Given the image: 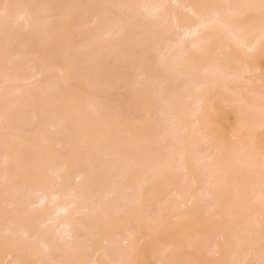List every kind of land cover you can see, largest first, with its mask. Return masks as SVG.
<instances>
[{
  "label": "bare ground",
  "instance_id": "bare-ground-1",
  "mask_svg": "<svg viewBox=\"0 0 264 264\" xmlns=\"http://www.w3.org/2000/svg\"><path fill=\"white\" fill-rule=\"evenodd\" d=\"M2 1L0 156L7 160L0 167V264H264V0ZM75 15L97 22L88 20L90 27ZM72 17L89 27L69 25ZM125 30L131 45L120 50ZM36 40L41 47L33 49ZM111 57H121L116 64L128 58L129 82L128 71L121 77L112 62L110 72L85 70L96 63L90 59ZM147 58L158 66L151 61L148 68ZM167 73L181 83L174 94ZM50 79L51 88L65 89L52 93ZM121 82L133 118H123L126 106L124 115V103L114 102ZM28 109L34 118L25 116ZM55 110L61 121L52 123ZM218 116L224 126L215 120L212 129ZM155 123L162 135L150 132L149 139ZM66 132L74 143L59 141H70ZM26 155L34 160H26L28 168ZM71 171L76 181L66 187L74 185L76 194L63 189ZM95 173L120 179L93 183ZM176 175L187 192L173 196L172 209L158 201Z\"/></svg>",
  "mask_w": 264,
  "mask_h": 264
},
{
  "label": "rangeland",
  "instance_id": "rangeland-1",
  "mask_svg": "<svg viewBox=\"0 0 264 264\" xmlns=\"http://www.w3.org/2000/svg\"><path fill=\"white\" fill-rule=\"evenodd\" d=\"M4 1H5V0H3L2 2H4ZM28 1H29V0H28ZM35 1H36V0H35ZM47 1H48V0H47ZM49 1H51V0H49ZM53 1H54V0H53ZM53 1H52L51 3L46 2V4L49 3V5H52L53 7H57V6L54 5V3H57L59 0H58L57 2L54 1V3H53ZM2 2H1V3H2ZM21 2H24V1L21 0ZM26 2H27V1H26ZM26 2L24 3V5L26 4ZM37 2H41V1L38 0ZM37 2H36V3H37ZM43 2H45V0H43ZM61 2H62V1H61ZM63 2H64V0H63ZM18 4H20V3H18ZM18 4H17V5H18ZM29 4H30V3H29ZM29 4H28V6L31 7V5H29ZM59 4L61 5V3H59ZM20 5H23V3H21ZM24 5H23V6H20V7H21V8H22V7H23V8H24V7H28L27 5H26V6H24ZM39 5H40V4H38L37 6L39 7ZM33 6H34V3H33ZM40 6H41V5H40ZM1 7H2V6L0 5V8H1ZM34 7H36V6H34ZM32 8H33V7H32ZM40 8H41V7H40ZM40 8H39V10H40ZM39 10H37V13H40ZM96 11H97V9L94 11L95 14H96ZM98 11H99V10H98ZM113 11H114V10H113ZM113 11H112V13H113ZM35 12H36V10H35ZM99 12H100V11H99ZM110 12H111V11H109V13H110ZM109 13H108L107 15H109L110 17H114L113 14H109ZM89 14H90V13H89ZM95 14H90V15H92L91 18H93V17H94L93 15H95ZM87 15H88V13H87ZM90 15H89V17H90ZM111 15H112V16H111ZM95 16H97V15H95ZM98 16H101V14H99ZM129 16H133V15H129ZM73 17H74V16H73ZM73 17H72V19H71L72 21H70L71 23H69V25L75 22V26H77L78 24H77L76 22H80V21H81V20H78V18L83 19V20H82V23H83V21H85L84 18L86 19V17H88V16L84 15V17L81 18L80 16L78 17V15H77V16L75 15V18L78 17V18H77L78 21L75 20V18L73 19ZM94 18H95V17H94ZM88 20H90V19L88 18L87 21H85V23H86V22H89ZM93 20H94V19H93ZM93 20L91 19L90 21H93ZM94 21H95V22H94ZM94 21H93V23L95 24V23L97 22V18H96ZM80 23H81V22H80ZM82 23H81V27L84 28L86 25H85V26H82ZM172 23L174 24V22H171V24H169V25L171 26ZM86 24H88V23H86ZM91 24H92V22H91ZM88 25L91 27L90 24H88ZM88 25H87V26H88ZM71 26H73V25H71ZM75 26L71 27V29L73 28V29H72L73 32H74V28H76ZM87 26H86V28H87ZM89 26H88V27H89ZM173 26H174L175 29L173 28ZM173 26H171V27H172L174 30L171 28L170 31H171L173 34H175V36H177L178 33L173 32V31H176V27H175V25H173ZM13 27H14V30H13V28H12L11 30L9 29V31H12V30H13V31H12L13 33L10 32V35H11V33H12L11 36H13V34H14V35H16V36L18 37L19 35H18L17 33H18L19 31L17 30L16 26H13ZM93 27H94V25H93ZM79 28H80V27L78 26L76 29H78V31H79ZM76 29H75V31H77ZM25 31H27V30H26V29L24 30V34H25ZM126 31H127V30L123 31V32H125V34H124L125 37L122 36V39H123V40H121V41H122V42L125 41L127 44H126L125 42L121 43V41H120V43H119V48H121L120 50H123L124 47L127 48V47H128L127 45L130 44V43H129V40H130V39H128V38H129V35H128L129 32L126 33ZM168 31H169V30H168ZM171 32H165V33H164L165 36L163 35V37L165 38V40H167V39H169V38L171 39V34H170ZM19 33H21V32H19ZM168 33L170 34L169 38L167 37V36H168ZM8 34H9V33H8ZM21 34H22V33H21ZM21 34H20V36H21ZM126 34H127V35H126ZM166 35H167V36H166ZM16 36H15V37H16ZM126 37H128V38H126ZM72 38L75 39L76 36L73 35ZM72 38H68V39H70V40L72 41ZM101 38H102V37H101ZM164 38H163V39H164ZM102 39H103V38H102ZM124 39H125V40H124ZM163 39H162V41H163L164 43H166L165 40H163ZM21 40H22V39H21ZM23 40H24V39H23ZM127 40H128V41H127ZM66 41H67V39H66ZM75 41H76V40H74L73 42H75ZM79 41H81V42H80L81 44H82V42L84 43V41H82V39L79 40ZM167 41H168V40H167ZM68 42H69V40H68ZM76 43H79V42H76ZM76 43H75V44H76ZM31 44H32V43H31ZM33 44H34V42H33ZM35 44H36V45H35ZM35 44H34V48H33V49H37V48H40V47H41V45H40L41 43H40L39 40H36V41H35ZM38 45H39V46H38ZM79 45H80V44H79ZM130 45H131V44H130ZM130 45H129V47H130ZM32 46H33V45H30V47H32ZM37 46H38V47H37ZM120 46H122L123 49H122V47H120ZM129 47H128V49H129ZM31 49H32V48H31ZM124 50H125V49H124ZM111 58L114 59V57H111ZM38 59H39V58H38ZM85 59H86V58H84V60H85ZM102 59H103V58H98V60H97V58H96V59H90V61H89L90 63H91L92 61H93V63L96 61V63H94V66L91 65L90 63H88V65H89V64L91 65L90 67L87 66V63L85 64L87 67H85V65H83V64H82V65L85 67V70H88L89 72H91V71H95L96 67L99 68L100 66L103 68V70H102L103 72H104V69H105L106 71L109 70L108 72H110V70L115 69L116 66H117V67H118V66H119V67H120V66L122 67V65L124 64V62H125L128 58L126 57V60H125V57H123L122 59L125 60V61H124V62L120 61L119 63L117 62V64H116V60L119 61V60L121 59V57H120V58L117 57V59L115 58L116 60L114 59V60H115V64L113 63V61H114L113 59H107V60H104V59H103V61H102ZM105 59H106V58H105ZM147 59H148V60H147ZM147 59H146V60H147L146 66H148V68H150L149 66L152 64L153 61H152L151 59H149V58H147ZM152 59L155 60V58H152ZM41 60H42V59L40 58V60H37V61H35V62H38L37 64H39V62H40V63H43V61H41ZM53 60H54V59H53ZM53 60L51 59L52 62H54ZM58 60H59V59H56V63H57ZM99 60H101L103 63L100 64L101 61H99ZM156 60H157V59H156ZM156 60H155V61H156ZM158 60H159V59H158ZM77 61L79 62V58H78ZM82 61H83V59H82ZM104 61H105V62H104ZM107 61H108V63H107ZM151 61H152V62H151ZM61 62H62V61H61ZM84 62H87V60H86V61H83V63H84ZM99 62H100V63H99ZM110 62H112V64H113V68H112V64H109ZM145 62H146V61H145ZM148 62H149V63H148ZM150 62H151V64H150ZM62 63H63V62H62ZM79 63H81V61H80ZM79 63H78V64H79ZM98 63H99L100 65H99ZM120 63H122V64H120ZM126 63H127V61H126ZM158 63H159V65L161 64L160 61H159ZM34 64H35V63H34ZM34 64L31 63L30 66H32V65H34ZM52 64H53V63H52ZM54 64H55V63H54ZM54 64H53V65H54ZM59 64H61V63H60V60H59ZM104 64H105V65H104ZM106 64H107L108 66L111 65V68H112V69H111V68H108V66H106ZM118 64H119V65H118ZM147 64H148V65H147ZM162 64H163V66H164V65H165V62L162 61ZM41 65H42V64H41ZM79 65L81 66V64H79ZM95 65H96V67H95ZM154 65H155V67H157V66H158V65H157V62H155V64H154V62H153L152 68H154ZM30 66H26V67H29V68H26V71H28V70L30 71V69H31ZM34 66H35V65H34ZM36 66H37V65H36ZM39 66H40V64L38 65V69L41 68V67H39ZM56 66H57V65H56ZM58 66H59V65H58ZM58 66H57V67H58ZM61 66H62V65H61ZM83 66H82V69L84 68ZM92 66H93V67H92ZM124 66H127V64H124V65H123V67H122L123 71L121 70V67H120V68L118 67L119 69L116 67L117 70L115 69V71L118 72V70H119L120 74H121V72H123V73L121 74V77H122V75L124 74V72H127V71H128L130 74H129L128 72L124 74V77H125V79H124L125 81H124V82L127 83V82H129V81L126 80V79H127L126 77L129 76V79L131 80L132 75H131V72L129 71V69L127 70V68H129V67L126 68V67H124ZM163 66H162V67H163ZM75 67H76V65H75ZM75 67H74V68H75ZM77 67H78V66H77ZM88 67H89V68H88ZM94 67H95V69H94ZM101 67H100V68H101ZM80 68H81V67H80ZM87 68H88V69H87ZM91 68H93V69L91 70ZM35 69H36V67H35ZM38 69L35 70V73H36V71H38ZM75 69H77V68H75ZM107 69H108V70H107ZM150 69H151V68H150ZM33 70H34V69H33ZM78 70H79V69H77V71H78ZM85 70H83V71H84V72H87V71H85ZM98 70H100V69H98ZM98 70H97V71H98ZM125 70H127V71H125ZM24 71H25V70H24ZM24 71H22V72H23V73H26V71H25V72H24ZM31 71H32V69H31ZM83 71L81 70V72H83ZM113 71H114V70H113ZM115 71H114V72H115ZM163 71H164V70H162V73H163ZM81 72H78V74L81 73ZM95 72H96V71H95ZM100 72H101V71H100ZM111 72H112V71H111ZM28 73H29V72H28ZM33 73H34V72H33ZM74 73H75V71H74ZM74 73H73V74H74ZM112 73H113V72H112ZM30 74L32 75V73H30ZM84 74H85V76H86V73H83V76H82L83 78L85 77ZM101 74H102V72H101ZM106 74H107V73L105 72V74H104L105 77H107V75H108V74H107V75H106ZM165 74H166L165 72H164V74H162L163 77L165 76ZM167 74H171V73H167ZM35 75H36V74H35ZM74 75H77V74L75 73ZM79 75H80V74H79ZM89 75L91 76L90 73H89ZM102 75H103V74H102ZM171 75H172V74H171ZM171 75H169V76L166 75V76H168V77H165V81H166V82L164 81V83L166 84V83L168 82V83L166 84V87L169 86L168 88H169L170 91H171V89H176V87H177V89H180V87L177 86V85H180L181 83L179 82V83H180V84H179V83L177 82V77H174V80H170V79H173V75H174V74H173L172 76H171ZM87 76H88V75H87ZM174 76H175V75H174ZM52 77H53V76H52ZM82 77H81L80 79H83ZM169 77H170V78H169ZM175 78H176V80H175ZM41 79H42V78H41ZM52 79H53V78H52ZM55 79H56V80H55ZM57 79H58V78H55V77H54V80L56 81V83H59V80H58V82H57ZM115 79H116V78H114V80H115ZM129 79H128V80H129ZM44 80L46 81V78H43V81H44ZM168 80H169V81H168ZM43 81L41 80V82H43ZM45 81H44V83H45ZM117 81H118V79L115 80V82L113 81V84L115 83V84L117 85V83H116ZM122 81H123V80H122ZM172 81H173V84H172V85H174V86H171ZM51 82H52V80L50 79V84H48V85H49L50 89L52 90V93L54 92V89H55V91H56V89H59V88H60V89H61V88H64V89H65V87H63L62 84H60V85H62V86L51 88ZM53 82H54V81H53ZM119 82H120V79H119ZM119 82H118V83H119ZM175 82L177 83V85H176ZM46 83H47V81H46ZM54 83H55V82H54ZM54 83H53V84H54ZM121 83H123V82H121ZM130 83H131V82H130ZM174 83H175V84H174ZM115 84H114V85H115ZM123 84H124V83H123ZM123 84H120V87H121ZM55 85H56V84H55ZM57 85H58V84H57ZM53 86H54V85H53ZM118 86H119V84H118ZM49 87H48V88H49ZM124 87H125V84H124V86H123V91H122V89L119 90L120 88H118V89L116 88V89L119 91V96H120V97L117 96L116 99H115V97H113V96H116V95H115L116 92H117V91H115L116 89H114L113 91H110V93L112 92L113 95L110 94V93H106V94H104V95H106V96L108 97L107 94H110V97H111L112 99H115L114 102H115L116 100H118L119 103H121V104L124 103V105H123L124 108H123V106L121 107V104H120L119 107H121V108H118V109H119V111H120L121 113H123V114L125 115V112H124V111H126V108L128 107L125 103H127V102H128V99L130 100V98H129L128 96H125V95H128V93H126V92L124 91V89L126 88V87H125V88H124ZM127 87H128V86H127ZM170 87H172V88H170ZM173 87H175V88H173ZM60 89H59V90H60ZM66 89H67V88H66ZM177 89H176V90H172L171 93H173V94L176 93V92H177ZM59 90H58V91H59ZM126 90H127V89H126ZM167 90H168V89H167ZM169 90H168V91H169ZM58 91H57V92H58ZM65 91H66V90H65ZM65 91H64V92H65ZM121 91H122V92H121ZM127 91H128V90H127ZM170 91H169V92H170ZM175 91H176V92H175ZM178 91H179V90H178ZM121 93H122V94H121ZM167 93H168V92H167ZM56 95H57L56 92H55V96L52 95V96L54 97V100H55V99H58V101H60V99L58 98L59 95H58L57 97H56ZM95 95H96V97L98 98V96L101 95V94H99L98 96H97V94H95ZM102 95H103V94H102ZM121 95H122L123 97H122ZM52 96H51V98H52ZM106 96H104V98H105ZM124 96L127 97V99H124ZM37 97H39V96H37ZM110 97H109V98H110ZM121 97H122V98H121ZM102 98H103V97L99 96L98 99L101 100ZM109 98H108V100H109ZM106 99H107V98H105V100H106ZM112 99H111V100H112ZM105 100H104V101H105ZM108 100H106V101H108ZM122 101H123V102H122ZM124 101H125V102H124ZM101 102H102V101H101ZM112 102H113V101H112ZM129 102H130V101H129ZM129 102H128V103H129ZM55 103H56V101H55ZM57 103H58V102H57ZM109 103H110V101H109L107 104H109ZM116 103H117V102H116ZM116 103H115V104H116ZM119 103H117L116 106H118ZM103 104H104V103H103ZM111 104H112V103H111ZM156 104L158 105L159 103H155V105H156ZM105 105H106V103H105L103 106H105ZM109 105H110V104H109ZM109 105H108V107H109ZM157 105H156L155 107L158 108ZM125 106H126V108H125ZM30 107H31V106H30ZM105 107H106V106H105ZM111 107H114V106L111 105ZM111 107H109L108 109H109V110H110V109L112 110V109L115 108V107H114V108H111ZM28 108H29V107H28ZM32 108H33V107H32ZM32 108H31V109H32ZM122 108H123V109H122ZM140 108H141V106H140L138 109H140ZM34 109H35V108H34ZM115 109H116V108H115ZM115 109H114V110H115ZM159 109H160V107H159ZM159 109H156V112H157V111L160 112ZM58 110H59V106H58L57 111H58ZM123 110H124V111H123ZM128 110H129V109L127 108L126 115H125V116L123 115V116H124L123 118H125V119H126V118L128 119V115H130L129 118H133L131 115H133L132 113H133L134 111L131 110V109H130V111H128ZM154 110H155V109H154ZM25 111H26V113H27V109H26ZM29 111H30V109H28V112H29ZM31 111L33 112V109H32ZM31 111H30L29 114H26V113H25V116L28 115L27 117H30V118H32V116H33V118H34L36 113H35L34 115H32V114H31V113H32ZM60 111H61V110H60ZM117 111H118V110H117ZM132 111H133V112H132ZM54 112H56V110H55ZM114 112H115V111H113V113H114ZM127 112H128V115H127ZM130 112H131V114H130ZM152 112H153V110H152ZM156 112H155V113H156ZM159 112H157V113L159 114ZM56 113H57V112H56ZM134 113H135V112H134ZM136 113H137V112H136ZM155 113H154V114H155ZM157 113H156V115H158ZM52 114L54 115V113H52ZM57 114H59V112H58ZM115 114H116V112H115ZM29 115H30V116H29ZM55 115H56V114H55ZM55 115H54V116H55ZM137 115H138V114H136V116H135L136 118H139V117L141 116L140 114H139L140 116L138 115L139 117H138ZM36 116H37V115H36ZM56 116H57V117H52V115H51V117L49 116V118H50V120H51V119L54 120L55 118H57V121H56V122L61 121V120L59 119V118L61 117V114L56 115ZM126 116H127V117H126ZM142 116H143V115H142ZM217 118H219V119H217ZM222 118H223V117H221V116L215 117V119L213 118V121L215 122V124L212 126V129H215L214 126L217 124V122H218L219 125L224 126V121H223ZM72 119H73V118H72ZM158 119H159V118H158ZM221 119H222V120H221ZM52 120H51V122L53 123ZM215 120H217V122H216ZM219 120L222 121L223 125H222V123H221ZM156 121H157V120H156ZM69 122H70V121H69ZM219 122H220V123H219ZM59 123H61V122H59ZM59 123H58V124H59ZM70 123H72V122H70ZM63 124H64V123H62V125H63ZM60 125H61V124H60ZM67 125H68V123H67ZM71 125H73V126H71V127H74V122H73V124H71ZM155 125H156V123L154 124V127H155ZM157 125H160V124L157 123ZM157 125H156L157 129L155 128L156 130L152 129V127H151V129H149V132H148L149 135L145 134V135L147 136V138H149V139H154L153 137H150V136H151V135H150V132H151L152 136H155V138H158L159 135H162V134H160V130H162V132H163V129H162L163 127H162V126L159 127V126H157ZM69 126H70V125H69ZM69 126L64 125V128L67 129V127H69ZM216 126H217V125H216ZM216 126H215V127H216ZM154 127H153V128H154ZM51 128H55V127H54V126H53V127H49V130H50V131H51ZM160 128H161V129H160ZM217 128H218V126L216 127V129H217ZM69 129H70V127L68 128V131H71V130H69ZM219 129H220V127H219ZM53 130H54V129H53ZM53 130H52V132H53ZM63 130H64V129H63V127H62V131H63ZM72 130H73V131L70 132V133H72V134L74 133V134H73L74 136L77 135V134H75L74 129H72ZM152 130H153V131H152ZM66 131H67V130H66ZM155 131H158V135H157V132L154 133ZM70 133L66 132V134H67V135H66V136H67V139L69 138V140H70V137L68 136V134L71 135ZM145 133H147V131H146ZM64 135H65V134H63V136H64ZM156 135H157V137H156ZM148 136H149V137H148ZM77 137H79V135H77ZM57 138H58V137H57ZM62 138H63V137H61V138L59 139V141L62 140V141H60V142L63 143V144L68 145L70 142H71V143H74V141L72 142L71 140H70V141L68 140V141H69L68 143H67V141H66V143H64V142H63L64 140H63ZM72 138H73V136H72ZM40 139H41V138H40ZM43 139H44V138H43ZM74 139L77 140L76 136L74 137ZM74 139H73V140H74ZM78 139H80V138H78ZM44 140H45V139H44ZM56 140L58 141V139H56ZM79 141L82 142L83 140H82V141L79 140ZM44 143H45V141H44ZM71 143H70V144H71ZM26 154H27V153H26ZM31 155H33V153L30 154V156H31ZM24 156H25V155H23V157H24ZM27 156H28V155H26V159L21 158V161H25L26 164L28 163V162H27L28 160H31V157H30V156L27 157ZM66 156L68 157L69 155L66 154ZM71 156H72V155H70V157H71ZM32 157H33L34 160H36V156L34 157V155H33ZM57 157L59 158V160L57 159ZM57 157H56L55 161H57V162L59 161V162H60V161H61V157H59V156H57ZM67 157H66V158H67ZM70 157H69V158H70ZM1 158H2L3 160H1ZM4 158H5V160H4ZM27 158H29V159H27ZM66 158H65V155H64V158H63V159L66 160ZM22 159H23V160H22ZM63 159H62V160H63ZM71 159H72V157H71ZM6 160H7V158H6L5 155H4V157H3V156H2V157L0 156V162L2 161V162L0 163V167H3V163H5ZM26 160H27V161H26ZM34 160H31V161H34ZM67 160H68V162L71 161L70 159H67ZM69 160H70V161H69ZM82 161H83V160H82ZM82 161H81V160L79 161V162L83 163V165L80 164V166H84V165L86 164V167H84V168L89 169V168H91V167L93 166V165L90 166V165H91V164H90V165H89L90 167L88 168L87 163H89V162H86L85 160H84L83 162H82ZM57 162H56V163H57ZM84 162H86V163H84ZM33 163H34V162H32V164H33ZM56 163H55V164H56ZM90 163H91V162H90ZM19 164H20V163H19ZM26 164H25V166H26ZM29 164L32 165L31 162H30ZM92 164H93V162H92ZM20 166H21V164L19 165V167H20ZM25 166H24V163H22V167H25ZM26 167L28 168L29 165L27 164ZM26 167H25V169H26ZM78 167H79V165H78ZM80 169H81V168L79 167V169L76 168L75 170L78 171V170H80ZM83 170H86V169H83ZM73 171H74V170H73ZM48 173H49V171H48ZM50 173H51V172H50ZM50 173H49V174H50ZM75 173H76V171L73 172V173H72V171H71L70 176H71V174H72V175H73V174L75 175ZM104 173H106V172H104ZM95 174H96V176L94 177ZM95 174H94V175L92 174V176H93L94 178H96V179L94 180L93 183H95V182L97 181V179L99 180V178H100L99 176L102 175L101 173H100L99 176H98V173H95ZM108 174H109V173H108ZM177 174L180 175V173H177ZM74 175H73V177H74ZM103 175H104V174H103ZM106 175H107V174H105V177H107ZM110 175H112V174H110ZM180 176H181V175H180ZM180 176H177V175H176V177L174 176L175 179L172 178V180H176V181H175L176 184L174 183V184H175V185H173L174 187H171V188H170V186H172V185L169 186V190H168V191L171 192V193H170L171 195H170V194L168 195V193L164 194L165 196H166V195H167V196H166V197H165V196H161L158 202H162V203H164L166 206H168V204H169V207L172 208V209L175 208L174 205H176L177 201L175 200V197H173V196L176 195V194H178V192H180V191H181V193H182V191H183V193H184V190L187 192V188H186V187H187V186H186V180L184 179V177H182V179H181ZM73 177H72V178L69 177L70 180L74 179V180L76 181L75 177H74V178H73ZM98 177H99V178H98ZM102 177H103V176H102ZM108 177L110 178V176H108ZM109 178H107V179L105 178V179L108 180V181L112 180L111 182H113V181L115 180V179L113 180V178H115V177H113V175H112V177H111L110 179H109ZM178 178H179V179H178ZM105 179L101 178V179H100L99 181H97V182H100L101 180L103 181V180H105ZM119 179H120V178H118V180H117V178H116L115 182L119 181ZM106 180H105V181H106ZM178 180H179V181H178ZM92 181H93V179H92ZM92 181H91V182H92ZM164 181H166V179H165ZM184 181H185V182H184ZM73 182H74V181L72 180L71 182H68V183L63 184V185H64V188H63V187H62V188L64 189V191L67 189L66 192L69 191V194H71V193L76 194V193L72 190V189H74V185H73V188H70L71 190L67 188V187H68V184H69V183H72V184H73ZM97 182H96V183H97ZM111 182H110L109 184H111ZM173 182H174V181H172V184H173ZM57 183H58V185H59V188H61V187H60L61 180H60V183H59V179H58V180H57ZM101 183H102V182H101ZM66 184H67V187H66ZM74 184H75V187H76L77 184H76V183H74ZM102 184H103V183H102ZM104 184L107 186V183H104ZM104 184H103V187H104ZM109 184H108V185H109ZM181 184H184V187L182 186L183 188L180 187ZM61 186H62V184H61ZM185 186H186V187H185ZM65 187H66V189H65ZM69 187H72L71 184L69 185ZM172 188L174 189V191H173ZM63 189H62V190H63ZM77 189H78V187L75 188V190H77ZM170 189H171L172 191H171ZM182 189H183V190H182ZM71 191H73V192H71ZM70 192H71V193H70ZM77 192H78V191H77ZM69 194H66V195H69ZM31 196H32V195H31ZM33 197H34V195H33L31 198H33ZM36 197H38V194H36ZM164 197H165V199H164ZM167 197H168V198H169V197H170V198L173 197V198H172V199H169V200H171V201H169V200H167V199H168ZM162 198H163V200H161ZM4 199H5V198H3V200H4ZM165 200H167V201H165ZM4 202H5V200H4ZM166 202H167V204H166ZM172 203H173L174 205H173ZM3 204H4V207H5V206H6V203H2V207H3ZM162 205H163V204H162ZM11 206H12V205H11ZM11 206H10V207H11ZM176 206H177V205H176ZM0 208H1V207H0ZM5 208H6V207H5ZM5 208H4V209H5ZM7 208H8V204H7ZM4 209H2V211H3ZM11 209H12V208H11ZM11 209L8 208V209H7V212L10 211ZM30 209H31V207H30ZM175 209H176V208H175ZM4 212H6V210H5ZM2 213H3V212H2ZM146 262H147V261H146ZM145 264H146V263H145ZM147 264H155V263L148 261Z\"/></svg>",
  "mask_w": 264,
  "mask_h": 264
}]
</instances>
